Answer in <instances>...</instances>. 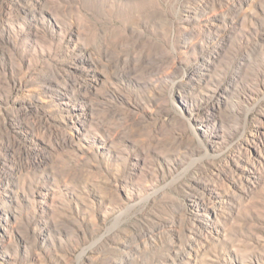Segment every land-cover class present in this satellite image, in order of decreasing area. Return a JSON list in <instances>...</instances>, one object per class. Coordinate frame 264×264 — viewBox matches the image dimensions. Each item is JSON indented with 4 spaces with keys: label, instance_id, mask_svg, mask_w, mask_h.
Here are the masks:
<instances>
[{
    "label": "rangeland",
    "instance_id": "1",
    "mask_svg": "<svg viewBox=\"0 0 264 264\" xmlns=\"http://www.w3.org/2000/svg\"><path fill=\"white\" fill-rule=\"evenodd\" d=\"M0 264H264V0H0Z\"/></svg>",
    "mask_w": 264,
    "mask_h": 264
},
{
    "label": "bare ground",
    "instance_id": "2",
    "mask_svg": "<svg viewBox=\"0 0 264 264\" xmlns=\"http://www.w3.org/2000/svg\"><path fill=\"white\" fill-rule=\"evenodd\" d=\"M199 67V72H200V74L202 75V76H204L205 75V71H207L208 69H209V65L206 63V64H202V65H199L198 66ZM196 73V72H195ZM198 73V72H197ZM209 74V73H208ZM202 76H201V78H200V80H203V78H202ZM197 77V76H196ZM197 82H198V80H197ZM200 84H201V82H200Z\"/></svg>",
    "mask_w": 264,
    "mask_h": 264
}]
</instances>
